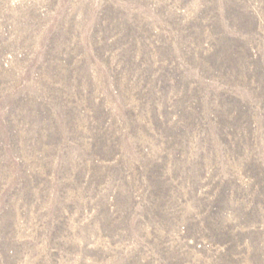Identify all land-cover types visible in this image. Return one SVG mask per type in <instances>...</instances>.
I'll list each match as a JSON object with an SVG mask.
<instances>
[{
    "label": "rangeland",
    "instance_id": "1",
    "mask_svg": "<svg viewBox=\"0 0 264 264\" xmlns=\"http://www.w3.org/2000/svg\"><path fill=\"white\" fill-rule=\"evenodd\" d=\"M0 264H264V0H0Z\"/></svg>",
    "mask_w": 264,
    "mask_h": 264
}]
</instances>
